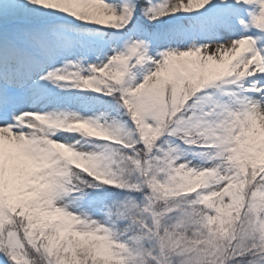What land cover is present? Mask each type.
Instances as JSON below:
<instances>
[{
  "label": "snow or ice",
  "instance_id": "6c2138e0",
  "mask_svg": "<svg viewBox=\"0 0 264 264\" xmlns=\"http://www.w3.org/2000/svg\"><path fill=\"white\" fill-rule=\"evenodd\" d=\"M0 264H264V0H0Z\"/></svg>",
  "mask_w": 264,
  "mask_h": 264
}]
</instances>
